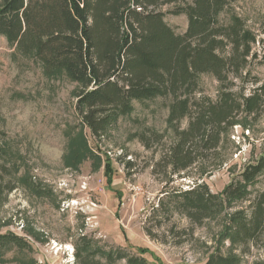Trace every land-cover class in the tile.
Wrapping results in <instances>:
<instances>
[{
    "label": "rangeland",
    "instance_id": "rangeland-1",
    "mask_svg": "<svg viewBox=\"0 0 264 264\" xmlns=\"http://www.w3.org/2000/svg\"><path fill=\"white\" fill-rule=\"evenodd\" d=\"M160 9L176 33L184 32V14ZM232 16L256 36L259 53L264 0H230L218 19L225 24ZM197 80V95L218 97L212 74ZM262 84L264 59L251 58L232 88L247 95ZM77 90L63 72L47 75L31 53L0 35V233L26 244L5 248L0 264H127L134 257L146 264H202L214 251L236 256L239 264H264V227L242 245L232 242L226 222L235 210L250 214L264 191V169L246 185V199L225 203L199 224L176 211L170 198L193 186L216 194L242 183L240 172L264 153V106L255 120L237 115L207 159L171 174L161 158L175 126L184 128L187 120L167 122L169 97L132 100L130 112L98 138L80 123Z\"/></svg>",
    "mask_w": 264,
    "mask_h": 264
},
{
    "label": "trees",
    "instance_id": "trees-1",
    "mask_svg": "<svg viewBox=\"0 0 264 264\" xmlns=\"http://www.w3.org/2000/svg\"><path fill=\"white\" fill-rule=\"evenodd\" d=\"M229 2L0 0V35L20 52L31 53L47 75L63 72L78 85L75 109L80 123L94 137L103 136L112 123L129 113L132 100L169 97L167 122L187 120L184 128L175 126L174 140L161 158L174 174L215 153L223 133L236 124L237 115L255 120L264 106L263 84L247 95L233 91L248 59H264V37L259 40L258 53L253 47L256 36L240 17L220 23L218 15ZM163 6L172 14L185 15L184 32L176 33L164 21ZM200 73H210L220 83L215 100L197 95ZM263 169L264 153L240 172L242 183H229L216 194L205 185L173 191L174 209L199 224L225 203L246 199V185ZM106 179L109 184L111 175ZM251 208L248 216L243 210L227 216L232 242L246 245L259 237L264 227V191ZM11 245L24 249L26 244L14 233H0V254ZM126 262L146 264L135 257ZM202 264H239V260L214 251Z\"/></svg>",
    "mask_w": 264,
    "mask_h": 264
}]
</instances>
